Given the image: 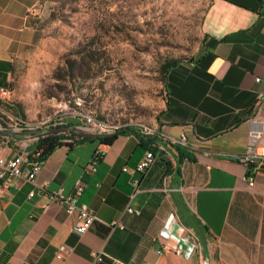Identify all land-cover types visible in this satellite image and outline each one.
<instances>
[{"label":"crops","instance_id":"0c3cea01","mask_svg":"<svg viewBox=\"0 0 264 264\" xmlns=\"http://www.w3.org/2000/svg\"><path fill=\"white\" fill-rule=\"evenodd\" d=\"M39 1L0 0V87L25 106L17 84L29 48L44 41L31 13ZM202 32L198 54L166 74L147 170L135 169L147 149L140 125L108 145L94 138L55 147L34 182L0 181V264H263L264 162L247 170L240 156L250 118L264 111V101L254 107L264 93V0H209ZM34 140L0 134V156L31 154ZM255 152L264 157V136ZM78 179L80 201L96 216L82 234L51 197L71 193Z\"/></svg>","mask_w":264,"mask_h":264},{"label":"rangeland","instance_id":"374dc122","mask_svg":"<svg viewBox=\"0 0 264 264\" xmlns=\"http://www.w3.org/2000/svg\"><path fill=\"white\" fill-rule=\"evenodd\" d=\"M208 4L40 0L31 13L44 41L29 48L34 53L21 62L17 84L34 117L27 125L48 124L59 113L90 132L97 131L83 115L111 129L154 124L164 105L161 67L198 54Z\"/></svg>","mask_w":264,"mask_h":264},{"label":"built area","instance_id":"2783aa9c","mask_svg":"<svg viewBox=\"0 0 264 264\" xmlns=\"http://www.w3.org/2000/svg\"><path fill=\"white\" fill-rule=\"evenodd\" d=\"M260 78L257 77L256 81H259ZM11 95V91L7 86L0 87V129L1 130H14L17 132L30 133L32 131L41 129L43 127H48L52 125H64L67 121L60 114L54 116L53 119L48 124H42V126H29L24 120L12 114L4 107L2 103L6 101ZM264 101V93H258L257 98L254 102V107L257 109L260 107L261 103ZM84 123L89 130L104 132L111 130V128L106 127L104 121L95 119L94 117H86L83 115ZM72 122V121H70ZM78 127V125H77ZM80 127V126H79ZM142 133L144 134H153L154 131H150V126L141 125ZM247 148L245 152L240 156V161L245 165V168L248 170V167L256 160L260 159L261 162H264V157H259L255 152L256 145L261 141L264 136V111L256 112L253 117L249 120V128L247 134ZM37 138V137H36ZM28 138V139H36ZM173 143H182L185 141L184 136H180L177 139H170ZM31 154L24 155L22 152L9 157L4 158L0 156V181L16 177H25L28 181L34 182L36 175L43 167L44 160L31 159ZM98 161V158L95 156L90 164L87 166V172H93L95 170V165ZM156 161V154L152 149H146L143 157L139 160L136 165V170L143 172L152 166ZM245 180L249 188L252 189L254 186V177L251 173L245 174ZM84 188V182L78 179L74 185V189L69 194H63L62 189H56L51 193V197L57 200L60 204L65 207V211L69 215H74L76 218V223L74 226V231L78 234L84 233L96 219V216L84 202L80 201V196ZM32 194V192H30ZM129 213H137L132 207L128 206L126 209ZM112 227L120 226L118 221H113L110 223ZM64 255L62 252L57 254L58 259H63ZM96 259H101V255H97ZM114 264H122L120 262H115ZM264 264V260H263Z\"/></svg>","mask_w":264,"mask_h":264},{"label":"trees","instance_id":"16d2710c","mask_svg":"<svg viewBox=\"0 0 264 264\" xmlns=\"http://www.w3.org/2000/svg\"><path fill=\"white\" fill-rule=\"evenodd\" d=\"M180 61H182V60L181 59H170V60H167L165 63H163V65L161 67V72L163 73L164 84H165L166 74L168 73V71L173 66H175L177 63H179ZM7 87L10 89L11 95H12V89L9 86H7ZM11 95L6 101H4L2 103V107H4L6 110H8L12 114L16 115L17 117L21 118L22 120L30 122V123H34V122H31L27 119V116L25 113L26 112L25 108L27 106H25L22 102H17V101L12 100ZM42 118L43 117H41V119ZM64 125L71 126V127L77 126V124L70 122V121H67L66 124H64ZM132 130L133 129L131 126L116 128V132L104 135L102 137H98L96 139L101 144L108 145V144L112 143V141L115 139L117 134L127 133V132H130ZM137 136L140 140V143L144 147H146L147 149H152L154 152H156L157 147H156L154 135L141 133V134H137ZM92 139H94V138L82 137L73 131L69 132V131L48 130V131L44 132L43 134H41L40 136H38L33 141V150L31 152L30 157L33 160L34 159L44 160L55 149V147H57L59 145L70 146V142H72V141L79 142V141H83V140H92Z\"/></svg>","mask_w":264,"mask_h":264},{"label":"water","instance_id":"95a60500","mask_svg":"<svg viewBox=\"0 0 264 264\" xmlns=\"http://www.w3.org/2000/svg\"><path fill=\"white\" fill-rule=\"evenodd\" d=\"M48 130L69 131V132L73 131L82 137H92V138H98V137H102L104 135L116 132V128L108 130V131H104V132H90V131L81 130L77 126L71 127V126H66V125H52V126H48V127H43L41 129L32 131L30 133L17 132L14 130H1L0 129V134L5 135V136L21 137L23 139H28V138H36Z\"/></svg>","mask_w":264,"mask_h":264}]
</instances>
